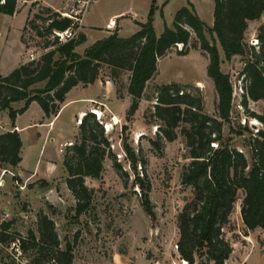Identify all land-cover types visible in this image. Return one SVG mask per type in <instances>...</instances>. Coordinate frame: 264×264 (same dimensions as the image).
<instances>
[{"label": "trees", "instance_id": "trees-1", "mask_svg": "<svg viewBox=\"0 0 264 264\" xmlns=\"http://www.w3.org/2000/svg\"><path fill=\"white\" fill-rule=\"evenodd\" d=\"M20 0H0V14L13 16L18 12ZM186 6L176 11L172 28L164 26L156 36L152 25V7L146 23L139 24V31L122 39L112 34L95 42L82 55L75 48L85 42V36L61 43L54 32H63L74 26L72 19L61 16L51 8H42L39 13L27 18L22 32L30 26L39 38L43 37L35 22L46 25L45 52L37 60L22 63L7 75L0 76V113L7 111L10 126L35 102L46 118L55 116L67 93L76 86L92 84L99 75L102 65L117 71L129 72L127 93L131 103L127 111L133 116L142 98L146 83L155 75L157 62L173 47L182 46L179 56L189 52L191 33L198 41V48L207 56V76L213 82L217 95L218 119L202 112L200 97L185 92L178 84H166L156 88L153 117L160 123L155 140H150L153 149L161 151L164 142H173L177 130L185 139L189 149V163L180 173V184L190 189V195L183 199L176 217V250L186 264H224L231 255L232 245L225 239L223 230L229 223L237 194L242 192L240 219L247 232L264 230V118L257 117L262 124L249 141L252 165L249 168L243 153L220 144L222 123L230 116L232 85L228 75L220 70V56L216 42L229 60L235 55H244V32L250 21L259 20L264 14V0H213V25L208 28L196 14L193 5L186 0ZM206 31L211 41L206 38ZM257 52L253 48L252 60L245 63L242 71L244 85L243 105L247 100H264V26L259 28ZM21 42L24 44L23 36ZM42 85V87H37ZM23 102L21 109L12 104ZM182 125V126H181ZM77 141L66 146L62 165L67 173L65 184L76 200V215L87 207L91 191L84 185V178L99 179L102 162L109 151V141L102 124L94 114L85 113L79 123ZM76 140V139H75ZM21 141L16 131L0 134V166L15 169L21 159ZM125 157L133 168L137 158L124 145ZM118 171L121 166L114 163ZM6 169V168H5ZM137 181L140 180L137 178ZM141 186V182L139 183ZM142 205L146 214L153 217L147 194ZM11 222L1 227L0 244L10 243L13 236L5 232ZM37 233L30 231L20 239V248L36 249L38 258L34 264H41V258L50 254L49 261L57 264H72V247L59 250V241L53 222L44 214L38 215Z\"/></svg>", "mask_w": 264, "mask_h": 264}, {"label": "rangeland", "instance_id": "rangeland-1", "mask_svg": "<svg viewBox=\"0 0 264 264\" xmlns=\"http://www.w3.org/2000/svg\"><path fill=\"white\" fill-rule=\"evenodd\" d=\"M193 2L198 17L205 25L211 26L212 0H193ZM184 6L186 0H20L14 18L9 19L10 17L1 15L2 20L0 17L1 74H8L20 62L18 34L23 36L22 59L27 62L37 60L45 52L42 49L44 40L53 39L45 35L46 25L40 21L35 24L40 27L42 38L37 37L30 26L24 32L22 29L18 31L25 21L27 12V17L32 19L33 15L39 13L42 8L48 7L61 16L77 18L72 20L74 26L70 28L76 31V36L81 33L79 28L84 15L87 41L76 49V52L81 53L85 47L103 37L100 28L114 14L131 8L135 13L134 19L144 24L153 7L152 25L158 36L162 33L165 23L168 27H172L174 13ZM116 18V28L108 36L115 32L117 34L118 24H122L124 29L121 35L125 39L130 37L132 35L130 26L133 25L131 16L123 15ZM262 26H264V14L251 25L247 24L243 38V44L246 46L244 55H235L226 60L219 43L216 42L220 54V70L229 76L232 85L230 116L227 122L222 123L220 144L243 153L249 168L252 165V155L248 145L258 129L262 128L257 117L264 118V100L256 102L247 100L246 106L243 105L245 82L242 71L245 63L252 60L250 48L255 52L259 48L257 37ZM205 35L211 41L207 31ZM188 46L189 52L185 56L178 55L182 49L179 45L170 49L164 58L159 59L157 74L146 87L140 110L132 117L127 115L129 107L125 113L121 112V115L117 116L110 109H106L105 112L100 111L103 107H99L98 103L93 104L85 112L99 111L101 122L110 124V132L105 133L109 141V151L103 159L99 179L84 178V185L91 194L86 209L80 215H76V200L68 188L66 187L65 190L62 186V183L65 184L67 173L63 165L61 167L60 157L63 160L67 145L58 150L57 141L49 143V156L45 159L51 163L43 161L41 164V173L59 176L52 183V187L55 188V191H52L54 199L49 198L50 192L46 195L44 185L38 181L30 184L28 192L21 198L17 191L18 187L13 184L15 180L12 177L5 178L8 192L5 194L9 197L7 207L10 213L0 209V219L4 218L5 223L13 221V225L6 232L13 236L14 240L26 238L30 231L37 237V220L41 213L54 224L59 241L58 249L65 250L68 244L72 247L73 261L78 259L97 263L107 261L113 253L123 255L133 253L141 254L153 264H186L179 258L175 244L177 212L183 199L190 195V189L180 184L181 169L189 163V149L179 129L177 138L170 143L164 142L161 151L153 149L150 140L156 139L160 126L153 117L158 85L168 83L180 85L185 92L200 97L204 114L219 120L216 111L217 95L206 71L207 56L198 48L197 38L192 33ZM129 75L130 73L126 71L114 73L106 65L100 68L98 76L102 82L110 80L113 83L115 100L113 95L111 96L113 91L110 89L109 92L116 112L119 111V102L116 100L123 99L126 94ZM78 120L80 118L75 121L77 128L74 141H77L79 136ZM124 145L129 147L137 158L135 168L125 157ZM114 163L121 166L120 171L114 168ZM144 194L148 196L153 212L152 218L146 214L142 205ZM242 197V192L239 191L229 223L223 230L225 239L240 252L248 246L253 248L251 244L264 251V230L247 232L241 222L239 210ZM244 238H247V241ZM11 243L12 241L0 244V264L35 263L38 258L36 249L31 247L26 251L21 249L22 254L17 257ZM50 256L48 253L44 258L40 257L41 264H48Z\"/></svg>", "mask_w": 264, "mask_h": 264}, {"label": "crops", "instance_id": "crops-1", "mask_svg": "<svg viewBox=\"0 0 264 264\" xmlns=\"http://www.w3.org/2000/svg\"><path fill=\"white\" fill-rule=\"evenodd\" d=\"M189 2L193 5V8L197 14V9L195 7L193 0H189ZM212 4H213L212 16H213V7H214L213 0H212ZM156 8L158 9L159 7L157 6ZM126 12H131L133 14V16H131V18L133 19L132 20L133 25L130 26L132 35L138 32L139 24H143V23H140L134 19L135 13L131 8H129L120 13L112 15L107 19V21L104 23V26L100 28L104 35L101 39L97 41L109 37L108 35L111 33V31L105 29V25L108 22V20L113 17L122 16V14ZM16 14L13 16H8L10 17L9 19L14 18ZM1 15L2 14H0V17ZM27 16H28V12H27ZM27 16L25 18V21L23 22L22 27H20L18 31L20 29L23 30L25 26V22L28 18ZM1 19L3 20L2 17ZM255 21L248 22V25H251ZM80 25L81 26L79 30L81 31V34L85 36L86 40L83 43L85 44L87 41V36L84 31V15L82 17ZM167 25L168 24L165 23L164 26ZM212 25H213V20L211 26H207V25L206 26L208 28H211ZM123 29H124L123 25L118 24L117 35L119 38L125 39V37L121 35ZM154 32L155 35L157 36L155 28H154ZM17 39L20 43V62L17 65L19 66L20 64L27 62V60L22 59L23 43L21 42V36L19 34L17 36ZM83 44L79 46H82ZM91 45L85 47L81 53L76 52V49L79 47L78 46L75 48V52L79 55H82L84 51L88 49ZM159 61L160 60H158V63ZM156 74L157 71L154 76H156ZM5 75L7 74H1L0 71L1 77ZM154 76L152 78H154ZM151 79L146 83L142 98L134 114L138 113V111L142 106V102L144 100V93ZM162 85H166V84H162ZM110 89L111 91H113L111 96L113 95L115 100V96H114L115 91L113 90V83L110 80L105 81L103 83L99 76L92 84H89L87 86H81V85L76 86L67 93V95L65 96V100L61 105L58 113L50 118H46L40 107L35 102H33L29 105V107L24 113L16 117L13 128L10 126V121L7 111H2L0 113V134L8 131L10 132L16 131L21 141V148L19 152L21 161L19 165L15 169L0 166V209L2 211H6L10 213V210L7 207V203L9 202V197L7 196L8 192L6 190L7 189L6 180H5V178L7 177H12L13 180H15L13 184L18 187L17 191H19L20 193L19 196L21 198L24 197V195L28 192V188L30 187V184L36 183L37 181L44 185L43 189L46 190L45 192L46 195L49 192L55 191L54 190L55 188L52 187V183H54L53 182L54 179L58 178L59 176H56V174L45 175L43 172L41 173L40 171L41 164L43 161H47V163H51V161L45 159V157L49 156V143L52 142L54 143L57 141L58 150H59L60 148L64 147L65 144L73 142L77 128L76 127L77 124L75 123L76 119L81 118L84 115V113L93 106V104L98 103L99 107H103V109L100 108V111L105 112L106 109H110L111 111H113V114H116L117 116L121 115V112L123 113L126 112L128 107L130 106L131 97L126 92V94L123 96V99L116 100L117 102H119L118 104L119 111L116 112L112 106L113 103L111 100L112 97L110 96V92H109ZM22 106H23V102H16L12 104V108L15 110L21 109ZM60 163L62 167V157H60ZM50 167L51 166H49V168ZM86 179L91 180L89 178ZM62 186L65 188V190H67L66 185L64 183H62ZM10 222L11 225H13V221L10 220ZM257 230L258 229L254 231ZM247 238L244 239H246L247 241ZM251 245H253V248H251L252 246L245 247L243 252H240L239 250L236 249V246L232 245L233 251L229 256L228 260L224 264H264V251L259 247H255L254 244ZM151 263L153 264V262L142 257L141 254L137 255L133 253H128L125 255L120 253H113L111 256H109V259L107 261L97 262V263H94L93 261L86 262L78 259L73 261V264H151Z\"/></svg>", "mask_w": 264, "mask_h": 264}, {"label": "built area", "instance_id": "built-area-1", "mask_svg": "<svg viewBox=\"0 0 264 264\" xmlns=\"http://www.w3.org/2000/svg\"><path fill=\"white\" fill-rule=\"evenodd\" d=\"M123 15L124 16H127V15L128 16H133V14L131 12H126V13L122 14V16ZM66 17H68V18H70L72 20H77V18H74L72 16H66ZM118 17H121V16H118ZM116 25H117V18L116 17L110 18L108 20V22L106 23V25H105V29L109 30V31H112L113 29L116 28ZM54 35H55L56 38H58L59 42L64 43V42H67V41H70V40L74 39L75 36H76V31H74V30L69 28V29H67V30H65L63 32H54ZM90 112L92 114H94L96 116V119L102 124V127L104 128V132L105 133L110 132V128H109L110 124L101 122L100 112L99 111H95V110H90ZM114 119L115 118H113V120ZM78 123H80V120H78ZM66 145L69 146V145H71V143L65 144V146ZM3 215H4L3 217H5V214H3ZM5 222H6V220H4V218H3V220L0 219V233L2 232L1 227H2V225ZM5 233L7 234L8 232H5ZM11 246H12V250H14V252L17 255V257H20V255L22 254L21 253V248H20V239L19 238L15 239V240L13 239V241L11 243ZM48 264H57V263L55 261H50Z\"/></svg>", "mask_w": 264, "mask_h": 264}, {"label": "water", "instance_id": "water-1", "mask_svg": "<svg viewBox=\"0 0 264 264\" xmlns=\"http://www.w3.org/2000/svg\"><path fill=\"white\" fill-rule=\"evenodd\" d=\"M49 198H51V199L55 198L52 192L49 193Z\"/></svg>", "mask_w": 264, "mask_h": 264}]
</instances>
